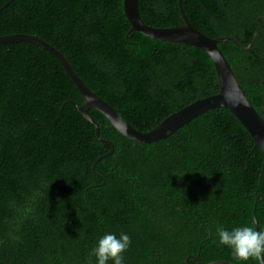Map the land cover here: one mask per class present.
Masks as SVG:
<instances>
[{"label":"trees","instance_id":"trees-1","mask_svg":"<svg viewBox=\"0 0 264 264\" xmlns=\"http://www.w3.org/2000/svg\"><path fill=\"white\" fill-rule=\"evenodd\" d=\"M180 5L209 37L246 46L256 31L246 51L229 40L217 46L264 118V0ZM138 10L154 27L182 23L178 0H138ZM129 28L122 0H11L0 11V36L49 42L138 130L218 90L202 49ZM69 101L82 103L55 57L33 43H0V264H88L106 232L131 237L126 264H197L194 254L205 263L258 264L217 243V224L253 225L254 217L264 229V155L228 110L208 109L147 144L91 108L99 136L113 143L92 170L110 146Z\"/></svg>","mask_w":264,"mask_h":264},{"label":"water","instance_id":"water-1","mask_svg":"<svg viewBox=\"0 0 264 264\" xmlns=\"http://www.w3.org/2000/svg\"><path fill=\"white\" fill-rule=\"evenodd\" d=\"M8 0L2 6L0 11L8 5ZM179 11L182 16V23L171 27H154L142 21L139 10L138 0H122L123 15L130 24L129 30L138 31L142 35L159 41L176 42L191 45L202 49L209 56L217 77L218 90L210 95L198 98L175 112L170 113L161 121L156 123L150 129L141 131L129 124L119 113V111L109 104L106 100L98 96L86 83L75 73L70 63L63 54L54 46L36 34L12 33L0 36L2 42H29L38 45L43 50L55 57L66 74L73 82L78 94L82 99L81 104L74 101L69 103L81 114V116L94 126V133L98 141L104 145H109L110 150L98 156L91 165L94 170L96 164L101 159L110 155L113 151V143L110 140L103 139L98 134V124L94 118L88 114V110L93 108L100 112L108 123L121 135L138 143H151L153 141L164 139L181 126H188V122L202 112L221 107L228 110L245 128L250 135L254 146L260 149L264 155V118L250 103L244 90L236 79L232 68L217 46L218 42L229 40L239 49L246 51L255 38L256 31L252 33L251 41L246 46H242L236 39L230 36L209 37L193 27L187 20L178 0ZM98 175L97 173H95ZM253 226L257 227L253 217ZM197 264H234L226 260H214L208 263L200 260L198 254L189 255ZM187 264V259H185ZM258 264H264L263 258Z\"/></svg>","mask_w":264,"mask_h":264},{"label":"clouds","instance_id":"clouds-1","mask_svg":"<svg viewBox=\"0 0 264 264\" xmlns=\"http://www.w3.org/2000/svg\"><path fill=\"white\" fill-rule=\"evenodd\" d=\"M217 243L228 247L232 256L242 262L250 259L259 262L264 258V229L253 225H239L231 228L217 224ZM131 245V237L120 232H106L100 235L89 250L88 264H126L125 253ZM94 258V259H93Z\"/></svg>","mask_w":264,"mask_h":264},{"label":"bare ground","instance_id":"bare-ground-1","mask_svg":"<svg viewBox=\"0 0 264 264\" xmlns=\"http://www.w3.org/2000/svg\"><path fill=\"white\" fill-rule=\"evenodd\" d=\"M43 39V38H42ZM49 43V42H48ZM134 192V191H133Z\"/></svg>","mask_w":264,"mask_h":264}]
</instances>
